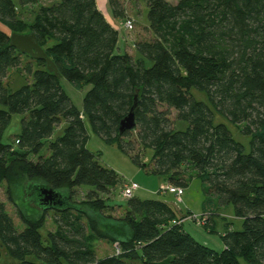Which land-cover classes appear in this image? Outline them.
I'll return each instance as SVG.
<instances>
[{"label":"trees","instance_id":"1","mask_svg":"<svg viewBox=\"0 0 264 264\" xmlns=\"http://www.w3.org/2000/svg\"><path fill=\"white\" fill-rule=\"evenodd\" d=\"M145 1L154 37L135 42L136 58L117 51L120 32L97 0H0V185L12 194L25 180L34 182L23 196L41 211L35 217L37 210L25 213L15 201L20 228L0 204V241L18 264H264V0ZM108 2L115 17H124L119 0ZM33 6L38 9L27 24L21 11ZM13 34L35 35L57 73L12 47ZM24 59L32 83L13 91L5 81ZM62 79L90 86L82 110ZM193 90L206 93L209 103L196 100ZM135 104L136 128L120 134ZM216 113L250 138L248 150L226 124L216 123ZM17 114L25 117L15 147L3 139ZM86 121L107 143L134 153L140 167L147 168L144 153L152 150L148 169L172 188L185 194L190 181L200 179L209 198L203 213H190V220L203 223L233 205L242 230L222 234V251L197 240L185 228L188 216L169 202L140 199L137 183H125L101 164L88 148ZM63 123L64 133L55 138ZM179 123L187 127L181 130ZM135 132L137 144L131 140ZM45 143L46 156L39 151ZM133 183L138 190L124 197ZM44 186L61 192L64 206L44 208ZM118 187L126 200L124 227L112 232H120V241L88 213L114 208L107 204ZM80 191L85 198L78 202ZM183 196L175 197L182 202ZM47 218L54 229L45 244ZM203 225L214 230V220ZM104 240L116 247L100 258L95 243Z\"/></svg>","mask_w":264,"mask_h":264},{"label":"rangeland","instance_id":"2","mask_svg":"<svg viewBox=\"0 0 264 264\" xmlns=\"http://www.w3.org/2000/svg\"><path fill=\"white\" fill-rule=\"evenodd\" d=\"M109 0H97L100 6L107 10V16L114 22L116 27L120 32L119 37V49L117 50L119 53L129 52L133 54L136 58L140 57V55L136 52L134 44L136 41H150L153 39L154 34L149 28V20H148V12L149 7L145 0H119L125 8V15L124 17H115L112 8L109 6ZM180 0H169L173 5H177ZM38 6L28 7L21 11L22 20L27 24H30L33 21L34 15ZM132 20L134 23L133 29L128 31L124 27V23L126 20ZM5 30L10 34V31L5 28ZM127 40V42H126ZM26 59H24L23 64L21 67L12 69L9 72L8 78L6 79V83H8L12 90H17L21 86L25 84V82L32 83V78L29 76L23 69L26 63ZM147 66H151V63L147 61ZM24 83V84H23ZM62 86L68 96L71 98L73 104L79 109H83V99L85 94L90 89V86H84L82 89L77 88L76 85H73L66 81L65 79L61 80ZM193 95L198 101H203L205 103H209L208 96L206 93H202L196 90H193ZM176 112L172 111V118H175ZM25 115H14L11 121L10 126L6 129L3 142L5 144H11L16 147L15 138L17 135L21 133L22 129V119ZM216 123H224L228 126L231 130L234 138L243 143L247 150L250 147V138L243 136L237 126L231 124L226 118L221 116L220 114L216 113ZM67 124L63 123L61 127L57 128L55 133V138L61 136L64 133V129L66 128ZM86 127L89 134V141H88V148L92 152L96 153L100 157L101 164L105 167L114 169L117 171L124 182L126 183H137L140 186V189L135 192V196L139 197L140 199H154V200H162L165 202H174L177 206V209L182 210L181 215L190 216V212L195 216H199L203 213L204 205L209 198V195L206 194L204 191V187L202 181L198 178H194L190 181L187 188H185V194L182 198V202L176 201V197L164 192L168 187H171L168 182L161 176L155 175L150 171V166L152 164V150H147V153L143 157V164L147 166V168L140 167L133 162V155L134 153H126L122 149H120L118 143L109 144L105 140H103L100 136L94 133L91 128V125L88 121H86ZM187 125L185 123H179V129H185ZM131 140H133L136 144V132L132 135ZM138 147V146H137ZM41 155H48V143H45L41 146L39 150ZM31 159L36 160L38 156L31 155ZM149 168V169H148ZM28 183H34L28 180H25L19 187H13L11 192L12 194L8 193V187L6 184L0 185V204H3L8 213L11 215L13 214L16 218L15 222L17 226L22 228V224L19 222L17 216V207L14 205V202L17 201L18 204L22 207V211L27 213H31L36 211L34 215L35 217H39L41 215V211L35 208L29 201L26 200L25 190L28 186ZM85 191H80L77 195L78 202L83 200ZM12 196V199L10 198ZM22 196L24 202H22ZM20 200V201H19ZM215 201V198H213ZM125 199L122 197L121 188L118 187L117 191L114 192L112 202H108V206L110 204H114V208L105 207V210L102 213H98L97 211L88 209V213L96 218H98L99 223L105 229V232L113 235L115 238H118L119 241L121 240L118 236L119 233L112 232L113 229L120 230V227H124L122 224V218L124 217V205ZM24 203V204H23ZM121 205V207L117 206ZM110 207V206H109ZM220 208V207H219ZM190 210V212L188 211ZM190 219L192 217L190 216ZM208 219V221H206ZM204 222L211 223L214 220V230H206L203 227L196 226L199 222L197 221H190L191 224H187L185 228L190 229L191 227L197 229L198 231L192 233L195 238L201 242H205L208 240L207 243L211 248L222 251L223 250V240L222 234L226 233L228 230L234 231H241L243 228V220L236 217L235 209L233 205L223 207L218 211H215L213 216H208ZM47 223L45 228L41 230V234L44 238L45 244L47 243V236L48 232L53 230V223L50 218H47ZM192 230V229H190ZM210 231V232H208ZM194 232V231H193ZM95 247L98 250V255L100 258L107 256L110 252L112 253L116 246L112 245L110 241H98L95 243ZM0 252H1V261L0 264H18V262L13 259L10 255H8L6 248H4L0 241ZM30 260L36 261L35 257H30ZM241 264H247L244 260L241 261Z\"/></svg>","mask_w":264,"mask_h":264},{"label":"water","instance_id":"3","mask_svg":"<svg viewBox=\"0 0 264 264\" xmlns=\"http://www.w3.org/2000/svg\"><path fill=\"white\" fill-rule=\"evenodd\" d=\"M11 46L20 51L23 54L29 55L36 60L45 61L50 71L57 73V69L52 60H50L39 45L35 35H11ZM137 104H135L131 113L126 117L120 125V134L126 131H132L136 128L135 111ZM41 204L44 208L56 209L64 206V195L61 192L55 191L46 186L40 188ZM170 205L175 208L177 213L181 216L179 209L174 203Z\"/></svg>","mask_w":264,"mask_h":264},{"label":"built area","instance_id":"4","mask_svg":"<svg viewBox=\"0 0 264 264\" xmlns=\"http://www.w3.org/2000/svg\"><path fill=\"white\" fill-rule=\"evenodd\" d=\"M134 23L132 20L127 19L124 23V27L126 30L131 31L133 29ZM139 186L137 184H132L130 186H127L126 189L123 191V195L126 198H131L133 193L138 190ZM164 192L174 194L179 200L184 194V190L180 188H172L168 187Z\"/></svg>","mask_w":264,"mask_h":264},{"label":"crops","instance_id":"5","mask_svg":"<svg viewBox=\"0 0 264 264\" xmlns=\"http://www.w3.org/2000/svg\"><path fill=\"white\" fill-rule=\"evenodd\" d=\"M98 6H99V8L101 9V10H103L104 12H106L107 13V10L106 9H104V8H102L101 6H100V4H99V2H98ZM105 14V13H104ZM105 16H106V18L108 19V21L117 29V27H116V25L114 24V22L107 16V14H105ZM126 42H127V40H126ZM176 201H178L177 200V198H176ZM171 203H174V202H171ZM175 204V203H174ZM180 212H182V210H179ZM189 212H190V210H188ZM191 213V212H190ZM184 216V215H183ZM184 217H186V216H184ZM191 220L188 218V219H185L183 222H184V225L186 226L187 224H191V222H190ZM196 226H199V227H203V228H205L206 230H207V228H206V226H204L203 225V223H198ZM190 229H192V230H190ZM190 229L189 228H186V230L193 236V237H195L192 233H195V232H197L198 230L196 229L195 230V228H193V227H191V225H190ZM194 231V232H193ZM208 232H210V231H208ZM212 232V231H211ZM207 241L208 240H205V242H202V243H204L205 245H207V246H209V245H211V244H208L207 243ZM210 247V246H209ZM223 249H224V247H223ZM111 253V252H110Z\"/></svg>","mask_w":264,"mask_h":264}]
</instances>
